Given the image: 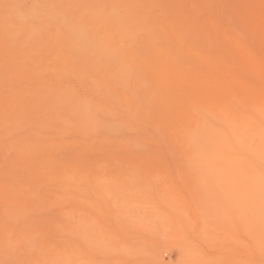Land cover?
Returning <instances> with one entry per match:
<instances>
[{"label": "bare ground", "instance_id": "1", "mask_svg": "<svg viewBox=\"0 0 264 264\" xmlns=\"http://www.w3.org/2000/svg\"><path fill=\"white\" fill-rule=\"evenodd\" d=\"M155 23L109 25L99 0H0V264H82L84 174L99 169L92 153L158 169L169 156L185 168L228 157L253 181L242 189L264 195V29ZM41 203L63 210L37 216ZM253 220L247 231L264 251V210Z\"/></svg>", "mask_w": 264, "mask_h": 264}, {"label": "rangeland", "instance_id": "2", "mask_svg": "<svg viewBox=\"0 0 264 264\" xmlns=\"http://www.w3.org/2000/svg\"><path fill=\"white\" fill-rule=\"evenodd\" d=\"M27 4L30 5L31 2L28 1ZM99 8L102 12V18L109 25H153L157 22V24L162 26L197 27L204 25L208 26L213 23L218 26H255L259 27V29H264V23L260 22V14L264 13V0H99ZM112 11L113 14L116 12L115 15H113V17L115 16L116 18L112 17ZM0 51L7 52L8 50L2 47ZM3 85L4 83L1 82L0 79V88ZM2 100H5V96H3ZM58 127V125L51 126L50 132L53 131L51 132L52 135H55ZM257 140L258 139L252 141V146L258 142ZM76 147L83 149L85 146L81 145ZM95 154L96 153H92L90 157L93 158L95 162H98L99 169L85 172L83 182L84 198L82 213L85 218L82 217L84 219H82L84 222V227H82L84 228V237L82 239L83 243H81L84 252L82 264H163L164 262V264H176V262L177 264H196L194 262H197V264H264L263 248H258L254 245L255 240L253 239H255V237L252 238V236H255L252 235L254 232H248L250 230L248 229L250 225L247 222L245 223V220L251 222V218L256 220L257 213L261 214L264 210V205L261 207V209H263L262 211H259L260 209L255 206V197L260 202L264 200V195L254 191V189H251L249 194V188L246 190L247 193L245 192L244 189H246V186L250 185L253 187V181L251 177L248 179L250 182L248 180L246 181L245 178L247 176L245 174L247 173L243 172L239 167H237L238 169L235 168L236 166L230 162L232 158L230 159L227 157L228 160H230L226 163L228 160L224 157V159H222V157H215V159H213V156L212 158L204 157L205 160L203 156L199 158L200 160H198L197 157L192 159L194 162L190 160V168H185L182 158L173 161L174 158L169 156L166 158V160L169 161L163 164L165 167H160L158 169L156 166H152V164L145 165V163L142 162L136 163L138 166H127L125 163L121 162V160H124L123 157L108 155L99 157V153L96 154L97 157ZM69 159L72 160L70 157L68 160ZM132 159H139L140 161L146 159L151 162L160 160L159 157H155V159L154 157H145L142 159L135 157V159ZM180 160L181 162H179ZM204 161L209 162L205 163ZM224 161L225 163H223ZM213 163L215 164V168H211L214 167ZM229 163H231V166ZM225 164L226 166L228 165L227 170L226 167L223 166ZM200 165L202 167H200ZM216 165L218 167H216ZM103 166L106 167L105 171ZM181 166L183 168H181ZM192 166L197 167L193 168ZM191 167L193 168V173H191ZM223 167H225V170ZM100 168L103 170H100ZM131 168L136 169V171ZM198 168H204L205 170L203 169V171H205V173L200 170L201 173L203 172V174H200ZM229 168H232L230 169L231 172ZM235 169L237 170L235 171ZM204 174L205 176L201 177V175ZM262 174H264V171ZM244 175L245 177L243 178ZM212 177L214 180L210 179ZM104 178L105 180H103ZM243 179H245V182ZM131 183H133V185ZM246 183H249V185H245ZM135 184L137 186H135ZM199 185H201V187ZM220 187L221 189H219ZM197 188L201 189L198 190ZM121 194L123 196H121ZM161 199L163 202H161ZM174 199L176 200L174 201ZM169 200H172V202ZM202 200L206 201L203 202ZM131 204H134L133 207ZM47 206V204L41 203L39 206L40 209L38 208L40 211H35L37 216L44 212L46 215L57 216L59 211L63 210L59 209L58 205ZM172 206L175 208L174 210H178L179 214L178 212L176 213L177 210L174 211V213H176L175 215L171 212L173 210L171 209ZM69 208L70 207H67L66 209L69 210ZM118 208L120 210L118 211L119 213L117 212ZM123 208H125V210ZM128 208L132 209L133 212ZM203 208L206 209L204 210ZM249 208H251L250 211ZM121 209L124 211V214ZM47 210L49 211L47 212ZM151 210L154 214H152L153 212ZM181 210L184 213H182ZM251 210L253 212H251ZM166 211L167 213L169 211L168 215ZM158 212L161 213V215ZM250 212L252 215L249 214ZM162 213L164 215H162ZM247 213L250 216H248ZM132 215H134V218ZM123 216L124 218H122ZM240 219L241 221H239ZM116 220L119 222H116ZM255 220H253L254 223L256 222ZM76 221L77 219L74 218L75 223ZM157 223L158 225H156ZM155 226H159V230L158 228L155 229ZM251 229L254 230L252 227ZM159 235L162 237H159ZM55 239H59V236H56ZM93 240L95 241L92 242ZM184 240L186 241L184 242ZM189 241H191L190 245ZM186 242L188 243L185 244ZM95 245L99 248H95ZM102 248L104 250L100 251L99 249ZM153 248H156L155 251ZM186 248H188L189 251ZM141 250H145L146 252H142Z\"/></svg>", "mask_w": 264, "mask_h": 264}]
</instances>
